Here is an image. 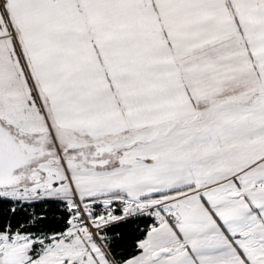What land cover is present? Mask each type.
I'll return each instance as SVG.
<instances>
[{
    "label": "snow or ice",
    "instance_id": "obj_1",
    "mask_svg": "<svg viewBox=\"0 0 264 264\" xmlns=\"http://www.w3.org/2000/svg\"><path fill=\"white\" fill-rule=\"evenodd\" d=\"M0 264H264V0H0Z\"/></svg>",
    "mask_w": 264,
    "mask_h": 264
}]
</instances>
